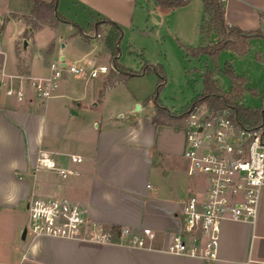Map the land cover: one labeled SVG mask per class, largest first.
<instances>
[{
  "label": "crops",
  "instance_id": "1",
  "mask_svg": "<svg viewBox=\"0 0 264 264\" xmlns=\"http://www.w3.org/2000/svg\"><path fill=\"white\" fill-rule=\"evenodd\" d=\"M69 1L82 7L91 18L107 17L122 29L131 28L140 18L136 12L138 0ZM192 1L197 6L193 22L199 16L201 23L202 0H191L174 10L155 4L156 16L192 7ZM33 9L30 13L10 12L11 18L24 23L11 47H2L0 40V67L8 74L48 76L55 62V36L38 43L34 59L27 58L34 41L26 35L27 27L31 31L42 28L33 25ZM225 17L231 25L244 30L260 29L264 34V0H226ZM191 20L188 16L185 23L192 24ZM69 76L61 79L55 95L45 101L36 97L30 87L23 101L0 93V243L8 241L19 252L16 258L3 261L19 264L25 254L22 264H204L199 258L164 251L168 234L182 229L183 204L196 187L188 171L189 161L181 154L186 134L181 138L174 123H153L155 113L124 121L111 117L99 121L94 111L99 103L85 104L84 96L66 82ZM262 101L257 107H264V96ZM42 154L76 173L63 179L55 171L39 170L34 179ZM71 155L81 156L82 161L72 162ZM33 190L41 197H66L78 203L90 221L109 228L150 227L156 237L148 247L29 237L27 231L21 237L26 222L18 216L26 214ZM8 223L14 227L9 232L4 228ZM254 229L249 223L224 222L218 264H264V227L258 234Z\"/></svg>",
  "mask_w": 264,
  "mask_h": 264
},
{
  "label": "rangeland",
  "instance_id": "2",
  "mask_svg": "<svg viewBox=\"0 0 264 264\" xmlns=\"http://www.w3.org/2000/svg\"><path fill=\"white\" fill-rule=\"evenodd\" d=\"M58 2L57 13L71 20L62 21L56 16L55 19L50 18L47 12H43L44 9L41 10L40 14L35 16L33 25L42 26V28L31 31L27 27L26 30V35L34 40L27 52V58L34 59L38 51V43L55 36L58 40L53 57L55 62H58L63 56L67 65L74 63L84 68L81 73L67 72L64 76L70 75V79H67L66 82L73 84L74 90H78V93L84 96L85 104L89 101L90 103H99L94 108L99 121L105 120L106 117L124 121L129 118L154 114L156 105L151 96L157 92L161 79L159 74L148 69L143 74L128 79H117L113 84H107L106 81L110 76H114L116 79L118 74L113 69L112 54L107 47L106 27L101 37H96L95 31L91 29V23H93L91 15L87 11L69 0H58ZM189 6L193 8L186 7L179 11L162 13L161 17H157L158 11H156L153 0H138L136 12L140 13V18H136L131 28L123 29L117 48L118 61L133 70H140L147 65L157 66V69L161 70L163 74V84L156 95L161 105L174 111H181L202 91V73L207 68L213 70L214 77L218 79L222 90L228 92L231 89V82L223 70L229 63L236 73L246 77L247 87L257 90L256 95L246 92L240 103L254 107L260 106L264 96V38H253L249 51L243 56L224 49L216 58L208 57L205 54L190 57L187 55L185 46H197L200 43V22L199 16L197 21L193 22L194 14L197 12L196 4L192 1ZM32 9V0H0L2 47L7 48L14 44L18 37L17 30L24 23L11 18L10 12L30 13ZM188 16H191L192 24L185 23ZM48 18L52 22H46L45 20ZM46 23L55 26H45ZM78 27L83 28L91 39L87 40L85 36L78 33ZM212 38L216 40L214 35ZM48 47L50 48L51 45L46 46V48ZM258 53L261 54V59L257 57ZM101 65H106L109 68L108 72L92 76L91 71ZM137 104H140V108H137ZM96 123L98 121L94 125ZM173 125L178 129L180 137L183 138L184 133L186 134L184 119L177 120ZM184 150L185 148L182 147V155H184ZM190 178L195 183V190H198L205 182L201 175H191ZM18 218L23 219L27 225L28 211L26 214L19 213ZM260 227H264V188L254 233L258 234ZM4 228L7 232L14 229L11 223H8ZM22 232L23 229L20 233L21 237ZM20 236L18 235V237ZM28 236L31 237L32 234L28 233ZM17 256H19V252L12 248L10 242L0 243V261L3 259L10 261Z\"/></svg>",
  "mask_w": 264,
  "mask_h": 264
},
{
  "label": "built area",
  "instance_id": "3",
  "mask_svg": "<svg viewBox=\"0 0 264 264\" xmlns=\"http://www.w3.org/2000/svg\"><path fill=\"white\" fill-rule=\"evenodd\" d=\"M1 26V23H0ZM64 60L53 62L48 76L8 74L0 67V93L23 101L30 87L45 101L53 97L65 73H81L84 68ZM106 65L91 71L92 76L108 72ZM184 156L189 174L201 175L204 183L186 198L182 214L183 227L168 234L164 251L194 257L204 264H218L221 226L226 221L255 226L264 188V138L261 128L243 126L227 111H214L206 105L192 108L185 116ZM72 162L82 157L71 155ZM39 170H51L66 179L76 172L60 166L42 154L37 160L34 179ZM26 231L32 237L50 236L93 244H119L148 247L156 232L150 227L140 230L129 226L106 227L90 221L85 210L66 197H41L33 190L27 202ZM26 258L24 254L22 261ZM0 264H10L0 261Z\"/></svg>",
  "mask_w": 264,
  "mask_h": 264
},
{
  "label": "trees",
  "instance_id": "4",
  "mask_svg": "<svg viewBox=\"0 0 264 264\" xmlns=\"http://www.w3.org/2000/svg\"><path fill=\"white\" fill-rule=\"evenodd\" d=\"M33 1V18L40 14V11L47 12L50 18L63 19L70 21V19L60 16L57 13L58 0L45 1V0H32ZM191 0H154L155 4L174 10L178 7L187 5ZM203 1V15L200 23V43L197 46H185L187 55L190 57H198L205 54L208 57L216 58L218 54L228 49L236 55H245L249 51L250 40L253 37H263L264 34L260 29L244 30L237 25H231L227 22L225 17V1L226 0H202ZM52 16V17H51ZM56 16V17H55ZM48 18L46 22H52ZM91 29L95 31L96 37H101L102 32L107 31L108 49L112 54L113 69L118 78L111 76L107 80V84H112L114 81L128 79L129 77L143 74L148 69L154 70L161 78L158 84V90L163 84V74L157 66L147 65L140 70H133L124 66L118 61V44L122 37L123 29L116 22L107 17H99L91 20ZM78 33L89 39L90 36L86 34L83 28L78 27ZM213 35L216 40H213ZM105 37V36H104ZM103 38V37H102ZM261 59V54H257ZM227 64V63H226ZM224 68V72L229 76L231 82V89L224 92L219 84L217 78L214 77L213 70L207 68L202 73L203 89L193 99V101L186 105L181 111L171 110L159 102V99L154 93L153 100L156 105L155 115L152 117L153 123L171 124L177 120L184 119L188 112L198 106L206 105L214 111H227L233 118H236L243 126L250 128H261L263 130L264 138V107H254L240 103V100L246 92L255 94L254 88H249L245 84V77L238 75L233 67L228 63ZM113 228H118L114 226Z\"/></svg>",
  "mask_w": 264,
  "mask_h": 264
},
{
  "label": "water",
  "instance_id": "5",
  "mask_svg": "<svg viewBox=\"0 0 264 264\" xmlns=\"http://www.w3.org/2000/svg\"><path fill=\"white\" fill-rule=\"evenodd\" d=\"M24 46H27V41L25 40L24 41ZM65 62H63V64H64ZM137 108H140V104H137ZM25 234H26V228H24V230H23V237L25 236Z\"/></svg>",
  "mask_w": 264,
  "mask_h": 264
}]
</instances>
